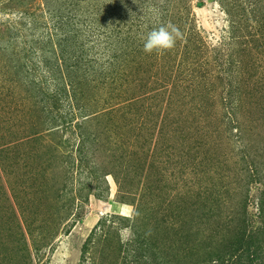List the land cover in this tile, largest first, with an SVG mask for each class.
Segmentation results:
<instances>
[{"label":"trees","instance_id":"trees-1","mask_svg":"<svg viewBox=\"0 0 264 264\" xmlns=\"http://www.w3.org/2000/svg\"><path fill=\"white\" fill-rule=\"evenodd\" d=\"M12 1L0 3V11H13L15 7L11 5ZM46 1L49 4V0ZM187 1L115 0L111 2V6L106 4V9L101 12L100 8L91 4V0L63 2L50 0L55 7L47 8L54 20L53 29L47 36L44 33L41 36L47 37L50 49L53 43H58L60 49L58 55L42 58L43 64H40L43 68L38 66L37 60L32 56L34 51H37L35 42L29 43L28 46L26 40L20 42L23 26L26 25V20L23 23L24 15L32 18L31 26L26 28L30 30L38 28L35 25L34 10L29 12L22 6L18 11L21 15L24 14L23 17L10 25L6 23L4 30L0 29V39L4 35L8 38L9 44L14 40H17L18 44L23 43L19 50L20 60L15 66L16 80L14 82L10 79V84H16L18 81L27 87V92L34 100L38 97L37 102L45 114L44 130L52 133L60 130L62 135L65 133L66 129H61V124L57 122H62L66 117L56 112L60 105H63V101L70 105L75 104L80 109V116L84 121L76 123L75 127L78 130L76 140L72 144L73 150L67 148L69 141L64 140V150L53 152L57 164L51 169V176L40 175L44 177V181L39 185H36L38 176H32L35 187L33 189L45 197V199L41 197L42 202L27 201L26 197L25 202H20L15 189L12 188L14 193L12 196L0 183V201L3 202V205H0V231L3 230V236L11 239L7 242L9 245L5 243L2 245L0 252L2 264H34L32 252L38 253L42 247L55 239L72 215L74 197L69 196L72 192L70 186L73 179L72 169L76 164L81 166L82 163L90 167L92 179L103 182L104 187L106 176L111 174L114 177L118 192L114 199L107 200L108 203L119 202L134 206L131 216L115 212L97 221L95 228L82 244L80 255L82 261L85 259V253L90 251L91 260H95L94 264H102L98 261L100 255H97L102 251L101 257L109 264H264V121L260 118L261 113H264V106H261L264 92L257 96L260 99L248 100L244 105L241 101L240 85L245 81L247 68L242 56L250 55L249 48L244 43L253 37L255 41L264 36V0H217L228 16L229 41L211 49L212 61L216 65V68L214 67L216 73L211 74L217 76L219 88L218 92L209 93L213 95L215 92L213 96L223 107L222 116L216 123V129L211 133L202 132L200 135L206 139L209 135L217 134L221 142H233V147L240 156L237 166L239 170L234 169L232 178L234 185L200 191L191 203H184L180 196L178 200L168 198L163 193L164 176L158 167L154 172L145 170V160L134 158L136 154L133 153L137 152L119 153L118 146L114 148L107 146L108 149L114 150L108 155L111 159L106 163V160L100 159L97 152L101 146L99 135L84 129L86 119L94 112L83 110L81 98L85 92L82 91L84 80H74L73 76H70L73 72L70 67H77L81 62L87 61L84 56L78 55L83 46L80 39L85 31L78 25L83 23L88 27L91 23L90 15L93 14L94 17L103 15L100 26L104 28L101 32L104 38L97 42V51L101 54L98 64L100 63L99 67H109V71L120 69L122 73L116 72L117 75L127 74L121 63H128V57L132 63L135 62L132 67L135 68L136 64H139L138 59L149 58L153 66L157 63L161 66L157 57L167 56L170 61L161 66V78L155 79L153 87H165L167 83L174 82V87L170 90L173 94L186 76L193 75L194 79L205 78L206 73L212 71L202 62L205 59L204 54L209 52V49L206 47L204 50L205 45L200 35L193 30L192 20L188 16ZM117 4L122 8L120 9ZM169 22L180 29L182 38L177 40L174 48L163 54L157 52L146 54L142 50V37L154 27ZM53 37H56L57 42L52 41ZM77 48L79 50H76ZM177 53H182L184 58H190V63L182 69L180 65L174 66V55ZM69 60H73L72 64ZM59 61L64 64L68 78H65ZM251 61L254 63L252 59ZM36 69L44 70L46 74L37 77ZM108 70H103L102 77L110 73ZM149 71L154 78L159 76L155 75L158 71L155 73L151 71V65ZM148 76L150 79L151 75ZM248 77L252 79L254 75ZM173 79L174 81H171ZM48 80L55 83V88L47 87L49 91L44 87ZM210 88L212 89V86L207 89ZM145 94L146 91H141L137 95L128 96L125 100L132 104H140V99ZM215 98L208 97L206 102H212ZM180 100L183 102L184 97ZM170 101L169 99V104ZM258 108H261V111H257ZM202 109L206 107L198 108L199 111ZM255 112L256 114L252 115ZM71 121L70 117L68 121H63V124ZM226 121L227 126L219 131L218 125ZM37 132L34 130L33 134L36 136ZM155 158L153 154L148 164L149 168L158 163ZM108 164L112 167L109 168ZM253 185L256 192L251 195ZM82 186L90 187L91 184L82 182ZM99 193L89 192L87 196L91 194L97 199H102V191L99 190ZM249 199L257 201L254 213L248 210ZM40 206L46 212H43V215L38 214L39 210H35L40 209ZM96 227L100 229L98 232ZM122 228L129 229L130 235L125 240L120 234ZM114 236L115 239L112 240ZM101 246L103 248L100 249Z\"/></svg>","mask_w":264,"mask_h":264},{"label":"rangeland","instance_id":"rangeland-1","mask_svg":"<svg viewBox=\"0 0 264 264\" xmlns=\"http://www.w3.org/2000/svg\"><path fill=\"white\" fill-rule=\"evenodd\" d=\"M8 1L0 0V3ZM59 1L63 2L64 0ZM112 1L115 0H91V4H95L103 12L108 4L111 6ZM187 2L188 16L192 20L193 30L200 35L205 45L204 50L206 47L209 49V52L204 54L205 59L202 62L212 71L206 73L205 78L194 79L193 75L191 77L188 75L182 80L183 83L178 85V88L176 87L177 91L171 94L170 90L174 87V82L167 83L165 87H153L155 79L161 78V66L170 61L167 56L157 57L161 66L159 63L153 66L149 58H146L148 60L138 59L139 64H136L135 68H132L135 62L132 63L133 61L131 62L128 57V63H121L124 66L122 68L127 71V74L123 73L124 75H117V73H122L120 69L109 71L107 66L99 67L98 58L101 57V54L97 51V42L104 38L101 36L104 28L100 26L103 15L94 17L93 14L90 15L91 23L88 27H85L86 25L83 23L78 25L85 31L82 39H80L83 46L80 50L79 48L76 50H79L78 55L84 56L87 61L81 62L77 67L71 65L70 69L73 72L70 76H73L74 80H84L85 82L82 85V91L85 92L81 98L83 110L94 112V114L86 119L84 129L99 135L101 146L97 152L100 159L106 160V163L111 159L108 155L114 149H108L107 146H113V148L118 146L119 153L132 154L137 152L133 153L136 154L134 158L145 160V170L154 172V169L158 167L163 173L164 195L177 200L180 196V200L184 199V203H191L200 191L210 190L213 187L234 185L232 178L234 177V169L238 168L239 170L237 166L240 156L237 149L233 147L232 141L223 143L217 134L216 136L214 134L209 135L206 139L200 135L202 132L211 133L212 130L216 129V123L222 116L221 108L223 107L214 97L219 87L217 86V76L211 74L216 73L211 49L218 48L224 42L229 41L228 16L217 0H188ZM11 3L15 7L13 11H0V29L4 30L5 25H10L13 21H19L21 16L23 17L24 14L21 15L18 11L22 6L29 12L34 10L36 13L35 25L38 28L28 29L32 24L30 23L32 18L24 15L23 23L26 20V25L23 26L20 42L26 40L27 46L29 43L35 42L37 51H34L32 56L37 60L38 66L43 68L40 64L42 58L58 55L60 49L58 43H53L50 49L46 37L47 33L52 31L54 24L47 8L55 7L50 0L49 4L46 0H13ZM58 4L56 3V5ZM117 6L122 8L119 4ZM182 9L184 10V7ZM43 33L46 36H41ZM253 39L244 43L247 44L250 55L242 56L244 64H247L245 81L240 84L242 86L241 101L244 105L248 100L260 99L257 96L260 92H264V36L259 37L258 40L255 39V41ZM7 41L8 38L2 35L0 39V183L12 196H14L12 188L15 189L20 202L26 200L42 202V198L45 199V197L33 189L35 187L32 176H38L36 185L44 181V177L40 175L51 176V169H54L57 164V158H54L53 152L64 150V140L69 141L67 148L73 150L72 144L76 140L78 130L75 127L76 123L84 121L80 116V109L75 104L70 105L67 101H63V105H60L56 112L66 117L62 122H57V124H61V129H66L65 133L62 135L60 130L56 133L44 130L46 125L44 122L45 114L42 113L40 104L37 102L38 97H35L34 100L32 95L27 92V87L22 86L18 81L16 84H10V79L14 82L16 80L15 66L20 60L19 55L21 53L19 50L23 43L18 44L17 40H14L9 41L11 43L9 44ZM52 41L57 42L56 37H53ZM174 58V66L180 65V69L190 63V58H184L182 53H177ZM72 61L69 60L71 64ZM59 62L65 78H68L64 64L62 61ZM150 65L153 73L158 71L155 74L159 75L158 77H153L149 71ZM103 70H108L110 73L106 77H102ZM35 74L37 77H41L46 73L44 70L36 69ZM149 74L151 75L150 79ZM248 75H254V77L250 79ZM211 86L212 89L208 90L207 88ZM44 87L46 90H48L47 87L55 88V83L48 80ZM141 91H146V94L140 99V104H132L125 100L128 96L137 95ZM210 91L211 93L215 91L214 96L210 95ZM183 97L182 102L180 98ZM208 97L215 98V100L206 102ZM169 99L171 100L170 104ZM263 102L264 98L261 100L262 107L264 106ZM199 107H206V109L199 111ZM257 111H261V108H258ZM255 114L256 112L252 115ZM70 117L72 121L63 124V121H68ZM260 118L264 121V113H261ZM221 124L217 127L219 131L227 126V121ZM258 128L259 131L262 130L260 125ZM34 130L38 131L36 136L33 134ZM225 133L226 130H224ZM57 144H60L59 147H55ZM155 149H157L156 152ZM94 153L96 155L95 151ZM153 154L158 160V165L149 168L150 165L148 164ZM108 166L109 168L112 167L111 164ZM89 169L90 167L84 163L81 166L76 164L73 167V179L70 185L72 192L69 194V196L74 197L72 215L49 245L42 247L38 253L32 252L34 264H80V262L94 264L95 260H91L90 251L85 253L84 261L80 255L82 244L90 231L95 228L97 221L115 212L125 216L133 214L134 206L132 205L120 203L122 205L119 209H115L116 207L113 209L112 206H109L113 203L116 206L119 203L111 202L108 204L107 202L108 199H114L118 192L114 177L111 174L107 175L104 187L103 182L92 179ZM86 176H88L87 179ZM90 179L91 181H89ZM82 182L90 183L91 188L89 186L83 187ZM26 188L27 191H25ZM99 190L102 191V199H97L91 194L87 196L89 192L99 193ZM255 192L256 187L253 185L250 194L253 195ZM10 201L12 202V198ZM256 202V199L255 202L249 199V212H256ZM0 205H3L2 200ZM35 210H39L38 214L40 215L45 212L41 206L40 209ZM99 230V227H96V232ZM3 232V230L0 231V252L3 248L2 245L4 243L9 245L7 242L11 240L3 236ZM120 234L123 240L127 239L130 235L129 229L122 228ZM114 239L115 236L112 237V240ZM101 254L102 251L97 253L100 255L99 259L97 257L98 261L102 264H109L101 257ZM2 262L0 259V264Z\"/></svg>","mask_w":264,"mask_h":264},{"label":"clouds","instance_id":"clouds-1","mask_svg":"<svg viewBox=\"0 0 264 264\" xmlns=\"http://www.w3.org/2000/svg\"><path fill=\"white\" fill-rule=\"evenodd\" d=\"M181 38L182 33L176 25L171 22L160 24L142 37V50L146 54L153 52L163 54V52L174 48L177 40Z\"/></svg>","mask_w":264,"mask_h":264},{"label":"crops","instance_id":"crops-1","mask_svg":"<svg viewBox=\"0 0 264 264\" xmlns=\"http://www.w3.org/2000/svg\"><path fill=\"white\" fill-rule=\"evenodd\" d=\"M109 204V203H108ZM113 204H115V203H113ZM113 204H110L109 206H112L113 207V209H114V207H116L115 209H119V207L122 205V204H120V203H117L118 205H113Z\"/></svg>","mask_w":264,"mask_h":264}]
</instances>
